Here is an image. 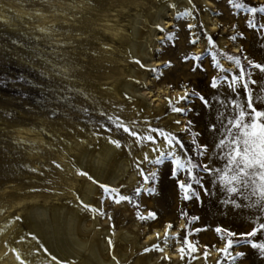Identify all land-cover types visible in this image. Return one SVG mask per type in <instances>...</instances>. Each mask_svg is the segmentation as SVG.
<instances>
[{"label": "rangeland", "instance_id": "rangeland-1", "mask_svg": "<svg viewBox=\"0 0 264 264\" xmlns=\"http://www.w3.org/2000/svg\"><path fill=\"white\" fill-rule=\"evenodd\" d=\"M125 1L127 4L124 0H0V14L10 20V23H0V46H3L0 49L3 52L0 55V170L10 175L8 182L0 183V191L9 186V192L5 195L13 194L14 202L23 199L21 206L17 204L11 208L14 202H5L7 198L4 194L0 195V203L4 202L0 204L3 205L1 211L11 213L8 223L13 225L17 220L13 217L20 218L12 229L11 238L16 241L25 259H30V263L43 264V254L39 250L36 251V244L26 232L27 227L23 221L26 212L36 204L45 205L48 214L65 206L71 210L77 205L82 209L83 239L93 241L107 232L104 236L106 241L102 243L105 248L103 255L108 262L114 264L116 260L119 264H264V257L259 256V250L253 249L245 242L247 237L239 235L241 232L250 231L254 226L248 218L250 210L233 209L222 203L225 193L210 185L207 179L203 181L204 186L212 187L216 195H206L193 181V187L200 192V199L192 197L185 200L176 183V177L171 175V160L165 157L162 163L156 164L155 157H152L149 158L151 163L143 161L144 153L150 152L153 142L135 144V138H129L128 133L123 129L117 130L116 126L107 120L108 115L119 116L125 123L137 120V125L133 127L139 132L150 131L146 125H151V128H163L166 132L172 131L175 140L184 145L180 148L174 142L173 147L176 148L177 155L185 159L191 158L194 164L206 163L203 157L196 155V145L191 141L197 139L199 144H211L215 137L209 131V122L215 121L218 109L225 111L227 115L231 105L225 103L222 106L213 101L212 106L206 108L198 97L189 96L186 101H178L176 105L186 106L189 111L174 113L168 107L165 97L175 98L182 95L186 88L195 89L205 98L219 94L225 101L231 97L243 102L245 94L242 88H237V96L231 93L226 85L222 89H213L209 82L212 76L226 75L230 79L238 74L239 69L227 59V55H239L245 65V56L258 62L264 59V28L259 27L264 24V12L248 11L251 6L259 8L264 5V0H233L232 4H229L228 0ZM50 4L57 5V8L53 10ZM70 4L74 5L76 10H72ZM84 4L88 6L85 7ZM236 4L242 6L237 8ZM193 5L196 11L189 15ZM75 6L81 7V10ZM179 7L181 10L169 18L170 25L161 23L159 17L162 14L170 13L172 9ZM37 9L43 14L37 15V12H34ZM42 15H47V18L43 19ZM73 17H86L83 19L86 23L80 25L81 29L75 31L72 37L59 36L58 33L64 31V27L69 25ZM116 19L117 22H114ZM198 20L203 22V27L188 31L187 24L196 23ZM91 21L96 22L92 24ZM249 21L257 27H249ZM100 23H106L103 24L105 27ZM157 24L160 25L159 28L156 27ZM92 25L95 28L98 26L97 29L104 32L100 30L101 32L96 34L97 30L92 28ZM108 26L111 27V32ZM134 26H137L141 34L136 36L132 33ZM41 28L48 30L41 32ZM155 28L157 32H164L163 38H157L154 34ZM241 32L244 33L243 36L240 35ZM208 35L212 36L214 45L208 44ZM232 36L236 39H230ZM13 40H19L23 45L32 47L38 45L37 52L51 61V64L33 58L35 53L32 48L13 45ZM134 44L140 47L142 57L133 55ZM86 46L90 51H85ZM9 49L12 51L9 52ZM149 53L161 64L171 61V67H161V64L148 66ZM185 55L189 57L191 64L183 59ZM20 56L29 58L31 62H25L18 58ZM213 57L222 65L221 68L213 64ZM136 60H140L145 67L141 68ZM52 65L59 66L56 71L60 75L50 71ZM155 67H160L159 73L150 70ZM41 69L49 70L51 79L49 75H42ZM64 69L67 71H63ZM253 79L260 77L254 73ZM169 84L172 85L171 88L168 87ZM62 96L69 99H61ZM128 96L133 99L129 100ZM255 106L264 107L259 103ZM82 109H87V112ZM101 112L105 115H101ZM171 115L174 118H171ZM156 117L160 119L157 120ZM90 120L103 121L108 125L107 128L96 129L103 133L99 138L90 134L93 128ZM177 120L181 121L179 125L175 123ZM189 120L192 121L193 131L200 134L198 138L181 131ZM20 127L29 130L25 131L31 139L38 136V147L33 150L26 148L27 138H18ZM108 135L122 142V146L118 148L121 150L118 151L119 164L110 177L105 180H89L77 174L76 169L80 168L76 160L81 155L84 156L83 154L95 155L98 143L107 141L105 137ZM154 135L155 145H161L163 138L156 133ZM74 136L81 137L83 142L77 143ZM58 137L72 140L75 147L69 151L67 148L61 150L56 143ZM129 139L133 142L131 150L124 146L129 143ZM138 163L145 174L156 172V178L144 181L143 177L138 175ZM217 163L222 167L224 161L217 158L213 164ZM194 173L205 175L200 173L199 168L194 169ZM178 175L185 179L187 174L181 169ZM89 184L94 188L92 192L86 189ZM100 184L117 188L123 185L120 194L128 195L131 199L117 203L112 194L99 187ZM137 187L142 189L139 194L135 192ZM149 187H154L155 192L147 191ZM36 195L39 197L34 198ZM86 195L89 197H85ZM78 196L80 199H77ZM84 204L90 207L85 208ZM95 209L102 210L104 214ZM137 211L141 216L155 211L157 216L155 219L140 220ZM181 212L185 215L181 216ZM192 216L198 219L192 220ZM169 222L173 225L171 228H168ZM181 225L186 227L181 228ZM218 226L222 228L219 233L215 231ZM225 228L237 235L228 237L223 231ZM166 230L179 233L176 237L170 236L167 244L163 238ZM156 233L162 235L157 237ZM184 234L188 235L190 244L196 249L191 255H188V245L183 244ZM229 238L239 240L240 243L232 245L226 255L218 250L225 246ZM109 239L113 241L111 246L107 243ZM251 239L258 243L264 241V232H258ZM19 242H23L25 246H19ZM152 243H159L163 252L157 249L144 252L143 249L150 247ZM181 246L186 249L183 259L179 253ZM237 252H243L244 255L231 260L229 256H235ZM164 254L171 259H162ZM113 256L116 260H113Z\"/></svg>", "mask_w": 264, "mask_h": 264}, {"label": "snow or ice", "instance_id": "snow-or-ice-1", "mask_svg": "<svg viewBox=\"0 0 264 264\" xmlns=\"http://www.w3.org/2000/svg\"><path fill=\"white\" fill-rule=\"evenodd\" d=\"M229 4L233 3V0H228ZM53 10L57 8V5L50 4L49 5ZM241 4H236L235 7H241ZM69 7H74V5H69ZM37 14H42L37 9ZM196 11L195 5L191 7L188 14L191 15ZM248 11L252 13L264 12V5H260L259 8L255 6H251L248 8ZM9 22V18L0 14V23ZM157 28L160 25H156ZM187 30L191 31L192 29H200L203 27L202 21H197L196 23L187 24ZM218 27H220L218 25ZM234 27V26H233ZM249 27L256 28L257 25L249 21ZM259 27L264 28V24L259 25ZM41 32H45L48 29L41 28L39 29ZM206 34V33H205ZM241 36L244 33H240ZM264 35V33H262ZM39 39V38H37ZM230 39L235 40L236 37L232 36ZM208 44L214 45V41L211 35L207 36ZM13 45H20L22 47H30L32 51L35 53L33 58H39L44 60L46 64H51V61H48L46 57L40 55L37 52L38 45L36 47H32L30 45H23L19 40H13ZM70 43V42H69ZM3 46H0L2 49ZM9 52L12 50L9 49ZM3 52L0 51V55ZM25 62H31L29 58L20 56L18 57ZM185 61H188L191 64V60L187 55L183 56ZM227 59L232 61L234 65L239 69L238 74L233 75L230 79L226 75H216L210 78V87L213 89H222L224 85L230 90L231 93L239 95L237 93V88L240 87L243 89L245 94V98L243 102L237 98H229L227 101L221 98L219 94H215L210 98H205L204 95L197 92L195 89L188 90L185 88L182 95H179L175 98L165 97L168 102V107L174 113H184L189 111L186 106L177 107L178 101H186L189 96L198 97L199 100L203 103L206 108H210L212 106L213 101L219 102L222 106L225 103L231 105L230 110L225 114V111L217 110L215 115V121L209 122V131L214 135V141L204 144L197 143V139H192L191 143L196 145V155L199 157H203L207 162L206 163H192L191 158H182L177 155L176 148L173 147L174 142L178 144L180 148H183V144H179V141L175 140V136L172 131H165L163 128H151V125H146L147 128L151 129L147 132H139L136 130L135 125H137V120H131L125 123L119 116L108 115L107 120L111 122V124L116 126V129H123L125 133L129 134V138H135V144H142L145 141L153 142L151 147L152 152H158L159 155L155 157V163L160 164L164 161V158L167 157L171 160V175L176 177V183L179 186V189L183 193V198L188 200L192 197L196 199H200V192L193 187V181L202 189L204 193L208 196L216 195V192L213 191L212 187H205L203 181L205 179L208 180L210 185L216 186L219 190L225 193V197L222 200V203L225 205L231 206L233 209H248L250 210L249 219L252 221L254 226L250 231L241 232L239 235L241 237H247L248 239L245 241L250 244L253 249L259 250V256L264 257V241L256 242L251 239L258 232H264V107L255 106L257 103L260 105H264V59L261 61H256L250 59L249 57H243V60L246 61V65L242 64L241 57L239 55H227ZM213 64L217 68H221L222 65L213 57ZM136 63L144 68L145 65L140 62V60H136ZM171 61H165L161 64V67H171ZM58 65H52V69L50 70L55 75H60L59 72L56 71ZM199 67V65H197ZM153 73H159L160 67H155L150 69ZM42 75H49V70L41 69ZM63 71H67L64 69ZM227 71V70H226ZM256 73L260 79H253V74ZM159 79V76L156 77ZM49 79L51 76L49 75ZM140 83V81H137ZM58 87V86H57ZM169 88L172 87L171 84L168 85ZM183 87V85H181ZM82 91V90H75ZM127 95V94H126ZM61 99H69L67 96H62ZM128 99H133L131 96H128ZM87 112V109H82ZM55 114V113H53ZM101 115H105L104 112H101ZM159 120V117H156ZM90 124L93 125L92 130L90 131L91 135L99 138L103 133L101 131H97L96 129H104L107 128L108 125L103 121H89ZM177 125L181 123V121H175ZM144 127V126H141ZM111 132V129H109ZM182 132H185L193 137L198 138L199 133L194 132L192 129V121L189 120L184 124V127L181 129ZM158 134L162 137L161 145H167V150H164L161 145H155L156 135ZM105 139L114 145L117 148L122 146V142L120 139H113L111 135L105 137ZM132 141L129 139V143L125 144V147H129L131 150ZM217 158H220L224 161L223 166H219V164H213ZM135 160V157L133 158ZM143 161L151 163L149 161V153L145 152L143 155ZM55 163V162H53ZM59 167V165H57ZM136 168L139 170L138 175L143 177L144 181H148L150 179H155L157 176L156 172H151L145 174L141 164H136ZM199 168L200 173L205 174L204 176H200L199 173H194V169ZM184 169L186 172V178L182 179L178 175L179 171ZM32 171H36V169H32ZM77 174L87 177L89 180H92V177L89 175L87 171L76 169ZM95 183H99L95 181ZM99 187L103 189L104 192L112 194L113 198L117 203L120 201H128L131 199L128 195L120 194V189L124 186L120 185L119 188L111 187L108 184H100ZM149 192H155L154 187H149L146 189ZM141 187H137L135 189L136 193H141ZM77 199H80L79 196ZM81 203H83L81 201ZM85 208L90 207L88 204L83 205ZM97 211H101V214H104L102 210L95 209ZM137 216H139L140 220H149L155 219L157 213L155 211H149L147 216H141L139 211H137ZM181 216H184L185 213L181 212ZM13 219H20L19 217H13ZM192 220L198 219L195 216L191 217ZM173 225L171 222L168 223V228H171ZM186 227L185 225H181V228ZM215 231L217 233L222 231V228L218 226ZM223 231L227 234L228 237H233L237 235L236 233L230 231L225 228ZM157 237H160L161 233L155 234ZM178 232H169L165 231L163 233L164 243H168L169 237L178 236ZM108 245L111 246L113 241L109 239L107 241ZM239 240H234L229 238L225 244V246L218 251L225 253L228 255V249L234 245L239 244ZM183 244L188 245V255H191L192 252L196 251L195 247L190 244L188 239V235H183ZM41 247H43L41 245ZM151 249H157L163 252V248L160 247L159 243H152L150 247H145L143 249L144 252H149ZM13 252L17 253V259L21 261V264H30L29 261L21 259L20 253L18 249L13 248ZM38 251V249L36 250ZM47 252V249H44ZM186 252L185 247L181 246L179 248V253L181 259L184 258V254ZM207 255V253H205ZM243 252H237L235 256H229L231 260H235L237 257L243 256ZM164 260H170L171 258L164 254L162 257ZM113 260H116V257L113 256ZM51 261H57L56 256H51ZM43 264H51L50 261L45 260ZM57 264H64L63 261H57ZM116 264H119V261L116 260Z\"/></svg>", "mask_w": 264, "mask_h": 264}, {"label": "bare ground", "instance_id": "bare-ground-1", "mask_svg": "<svg viewBox=\"0 0 264 264\" xmlns=\"http://www.w3.org/2000/svg\"><path fill=\"white\" fill-rule=\"evenodd\" d=\"M60 1V0H59ZM88 1V0H87ZM97 1V0H96ZM100 1V0H98ZM106 1V0H105ZM112 1V0H111ZM129 1V0H128ZM118 2V1H117ZM121 2V1H120ZM123 2V1H122ZM124 2H126L124 0ZM132 2V0H131ZM54 3V2H53ZM69 3V2H68ZM72 3V2H71ZM85 3V2H84ZM87 3V2H86ZM91 3V2H90ZM119 3V2H118ZM117 3V4H118ZM130 3V1H129ZM134 3V1H133ZM175 3V2H174ZM97 4V3H96ZM103 4V3H102ZM127 4V2H126ZM60 5V4H59ZM72 5V4H71ZM95 5V3H94ZM130 5V4H129ZM165 5V4H164ZM65 6V5H62ZM81 6V5H80ZM79 6V7H80ZM85 6V4H84ZM88 6V5H87ZM85 6V7H87ZM96 6V5H95ZM117 6V5H116ZM122 6V5H120ZM128 6V5H127ZM167 6V5H166ZM77 6H75L76 8ZM84 7V8H85ZM98 7V6H97ZM78 8V7H77ZM81 8V7H80ZM78 8V10L80 9ZM83 8V7H82ZM166 8V7H165ZM164 8V9H165ZM172 8V7H170ZM184 8V7H182ZM124 9V8H123ZM168 9V8H167ZM72 10H76L74 9V7H72ZM81 10V9H80ZM86 10V8L84 9ZM89 10V9H88ZM178 10H181V8L179 7L178 9H172L170 13L167 14H162L159 17V20L161 21V23L166 24V25H170L171 21L169 20V18L172 17V15L175 12H178ZM105 11V10H104ZM168 11V10H167ZM37 12V11H34ZM66 12V11H65ZM76 12V11H75ZM85 12V11H83ZM145 12V11H144ZM60 13V12H59ZM62 13V12H61ZM88 13V12H87ZM93 13V12H92ZM91 13V14H92ZM115 13V12H113ZM146 13V12H145ZM157 13V12H156ZM154 13V14H156ZM43 14V13H42ZM45 14V13H44ZM74 14V13H73ZM116 14V13H115ZM114 14V16H115ZM152 14V13H151ZM160 14V13H159ZM40 15V14H37ZM87 15V14H85ZM101 15V14H99ZM105 15V14H104ZM103 15V16H104ZM43 19L44 17L47 18V15H42ZM90 16V15H89ZM107 16V14L105 15ZM113 16V17H114ZM139 16V15H138ZM153 16V15H152ZM159 16V15H158ZM49 17V16H48ZM100 17V16H99ZM108 17V16H107ZM117 17V16H115ZM64 18V17H63ZM65 18H67V16H65ZM74 18V17H73ZM91 18V17H90ZM93 18V17H92ZM101 18V17H100ZM140 18V17H139ZM147 18V17H146ZM57 19V17H56ZM84 18H77L76 19H72L69 22L68 26L64 27V31L63 32H59L58 35L59 36H74L75 35V31L80 30L81 26L84 22L83 20ZM89 20V18H87ZM98 19L99 18H95ZM149 19V18H148ZM147 19V20H148ZM62 20V19H61ZM66 20V19H65ZM103 20V19H102ZM111 20V19H109ZM114 20V19H113ZM131 20V19H130ZM140 20V19H138ZM56 21V20H55ZM105 21V20H103ZM137 21V20H136ZM96 21H91V23L93 24ZM111 22V21H110ZM117 22V19L116 21ZM152 22V21H151ZM57 23V22H56ZM90 23V24H91ZM99 22H97L98 24ZM133 23V22H132ZM89 24V21H88ZM100 24H106V23H100ZM99 24V26H100ZM136 24V23H135ZM138 25V24H137ZM89 27V26H88ZM98 28V26H96ZM103 27H105L103 25ZM92 28L97 30L98 34V30L97 28H95V26L92 25ZM100 28V27H99ZM108 29H110L111 32V27H107ZM114 28V27H113ZM131 28V27H130ZM140 28V27H139ZM86 29V28H85ZM89 29V28H88ZM103 29V28H102ZM54 30V29H53ZM87 30V29H86ZM115 32L117 30V28L114 29ZM120 30V29H118ZM153 30V28H152ZM82 31H83V27H82ZM104 32V30H101ZM100 31V32H101ZM106 31V30H105ZM96 32V31H95ZM108 32V31H107ZM106 32V33H107ZM114 33V31H112ZM127 32V31H126ZM120 33V32H119ZM132 33L134 35H138L139 29L137 28V26H134L132 29ZM146 33V32H145ZM163 31H159L157 32V28L154 29V34H156L158 39L163 38ZM79 34H82L81 32H79ZM85 34V33H84ZM100 34V33H99ZM116 34V33H115ZM131 34V33H130ZM141 34V33H140ZM103 35V34H102ZM128 35V34H127ZM153 35V34H152ZM80 36V35H79ZM105 36V35H104ZM133 36V35H132ZM151 36V34H150ZM85 37V36H84ZM91 38V37H90ZM94 38V37H93ZM156 38V37H155ZM156 38V39H157ZM114 39V38H113ZM96 40H98L96 38ZM95 40V41H96ZM102 40V39H101ZM147 41V40H146ZM97 42V41H96ZM222 42H224V40H222ZM138 44V43H137ZM144 44V43H143ZM157 44V43H154ZM103 48V47H102ZM85 51L87 52L88 50L90 51L89 47L86 46ZM130 49V48H129ZM143 50V49H142ZM149 50V49H148ZM105 51V50H104ZM140 47H138L137 45L134 44V46L132 47V53L133 55H135L136 57L140 58L142 57L141 53H140ZM97 52V51H96ZM144 52V51H143ZM151 52V51H150ZM201 52V51H200ZM102 53V52H101ZM104 53V52H103ZM98 54V53H95ZM88 55V54H87ZM99 55V54H98ZM146 55V54H145ZM85 56V55H84ZM90 56V55H89ZM94 56V55H93ZM96 56V55H95ZM101 56V55H100ZM147 56V55H146ZM145 57V56H144ZM148 59L147 61H149L148 66H150L151 64L153 65H159L161 64V62L158 60H154L152 53L148 54ZM93 58V57H92ZM97 58V57H96ZM101 58V57H100ZM115 59V58H114ZM78 60V59H77ZM102 61V59H101ZM110 61V60H109ZM142 61V60H141ZM146 61V63H147ZM99 62V61H98ZM144 62V61H143ZM135 63V62H134ZM106 65V64H104ZM109 66V64H108ZM111 66V65H110ZM152 66V65H151ZM96 68V67H95ZM100 68V67H99ZM71 69V68H70ZM108 71V70H107ZM113 71V70H112ZM146 72V71H145ZM95 73V72H94ZM97 73V72H96ZM88 74V73H86ZM134 74V73H133ZM136 74V73H135ZM103 76V75H102ZM110 77V76H109ZM108 78V77H107ZM100 80V79H99ZM103 81V80H102ZM125 83V82H124ZM116 84V83H115ZM117 85V84H116ZM132 85V84H131ZM123 86V85H122ZM130 86V85H129ZM128 86V87H129ZM127 87V86H126ZM134 87V86H133ZM132 87V88H133ZM106 88V87H105ZM117 88V87H116ZM122 88V87H121ZM131 88V87H130ZM137 88V87H136ZM110 89V88H109ZM113 89V88H111ZM115 89V88H114ZM129 89V88H128ZM117 90V89H116ZM135 90V89H134ZM112 91V90H111ZM126 92V90H124ZM138 91V90H137ZM112 92H115L114 90ZM116 93V92H115ZM133 93V92H132ZM137 93V92H136ZM138 94V93H137ZM129 95V94H128ZM142 95V94H141ZM140 95V96H141ZM153 96V95H152ZM111 97V96H110ZM144 97V96H143ZM157 97V96H156ZM111 99V98H110ZM157 99V98H155ZM145 103V102H144ZM146 105V104H145ZM144 105V106H145ZM151 106V105H150ZM147 107V106H145ZM153 107V106H152ZM155 108V107H153ZM147 111V109H146ZM171 118L173 117L172 115L170 116ZM177 117V116H175ZM174 118V117H173ZM177 128V127H176ZM175 128V129H176ZM29 131L28 129L24 128V127H20L18 133V138L24 140V138H27L28 143L26 144V148L33 150L35 147H38L37 141L36 139L38 138V136L34 137L33 139H31L30 136H28L26 131ZM72 131V129H71ZM76 131V130H75ZM82 131V130H81ZM39 133V132H37ZM73 133V132H72ZM86 134H88L86 132ZM27 135V136H25ZM76 135V133H75ZM85 135V134H83ZM65 136V135H63ZM81 136V134L79 135ZM75 137V136H74ZM92 138V137H91ZM74 140V138H72ZM76 142L80 143L81 137H75ZM89 139V138H88ZM84 140V139H83ZM40 141V140H39ZM56 143L58 148H61V150H65V148L69 150L73 149L74 146V142H71L70 140L66 139V138H60L58 137L56 139ZM103 141V140H102ZM98 143V151L95 155L91 156L90 154H83L84 156L81 155V157L76 160L77 156L75 157L76 159V163L78 165V167L81 170L87 171L89 173V175L94 178V179H99V180H105L108 179L110 177V175L112 174V171L115 169V167H117V165L119 164V155H118V151L119 150L117 147H115L114 145H112L111 143H109L108 141H103V142ZM83 142V141H82ZM76 144V143H75ZM83 145V144H82ZM88 146V145H87ZM85 146V147H87ZM161 147L166 150L167 149V145H161ZM88 148V147H87ZM86 148V149H87ZM149 149V148H148ZM89 150V148H88ZM45 151V150H44ZM150 151V152H149ZM149 158L152 157H156L157 155H159L158 152H152L151 150H149ZM74 152V151H72ZM89 152V151H87ZM62 153V152H61ZM65 153V152H64ZM62 153V154H64ZM84 153V152H83ZM90 153V152H89ZM93 153V152H92ZM69 154V153H68ZM141 155V154H140ZM65 156V155H64ZM129 162V160H127ZM64 162V161H63ZM124 162V161H123ZM126 163V161H125ZM60 165V164H59ZM66 165V164H65ZM124 165V163H123ZM64 167V166H61ZM122 168V167H121ZM122 170V169H121ZM120 170V171H121ZM127 171V170H126ZM125 171V172H126ZM62 172V171H61ZM124 172V170H123ZM60 173V172H59ZM64 173V172H63ZM119 175V174H118ZM121 175V174H120ZM124 175V174H123ZM117 176V175H116ZM133 176V175H132ZM122 177V176H121ZM136 177V176H133ZM135 179V178H134ZM8 180H10V175L9 173L5 172L4 170H0V183L1 184H5L6 182H8ZM85 185V184H84ZM90 185V184H89ZM88 186V185H87ZM95 187V186H94ZM10 187L9 186H5L1 191H0V195L4 194L5 198H7L5 200L6 201H11L10 203H13V198L14 195L13 194H8L5 195V193L9 192ZM88 190V192H92L93 191V187L90 185L86 188ZM85 189V190H86ZM91 194V193H90ZM89 195V193H88ZM39 195H36L34 198H38ZM83 197V196H82ZM85 197H89V196H85ZM33 198V197H32ZM84 198V197H83ZM82 199V198H81ZM23 199H19L16 200V202H14L11 205V208L18 204V206H21V202ZM83 200V199H82ZM13 201V202H12ZM87 201V200H86ZM28 202V201H27ZM4 203V202H3ZM0 203V204H3ZM9 204V203H8ZM66 205V204H63ZM61 205V206H63ZM45 206V205H44ZM42 205H33L28 212H26L25 218H23V221L25 223V226L27 227V234L30 237V239L34 242V244H36L37 249L43 254L44 260L50 261L51 264H57V261H63L64 264H114L113 262H108L104 255H103V250L105 248H103L102 243H104V241H106V237L105 234L107 235V232L102 233V235L100 237H98L97 239L91 241L88 239H83V235L84 232L82 231V219H81V213H82V209L79 206H74V209L68 210L65 206V208H60V209H55L53 212H51V214H48L49 211H47V208H45ZM48 207V206H47ZM3 208V205L0 206V264H21V261L17 259V253L13 252L12 249H18L19 253V247L16 244V241L14 239L11 238V234H12V229L14 226H16L15 224L17 223L18 220H16L14 222V224H10L8 223L9 220V216L11 215L10 212H8L7 214L3 211H1V209ZM14 208V207H13ZM55 208V206H54ZM174 208V207H173ZM49 209V208H48ZM28 210V209H27ZM50 210V209H49ZM86 223V222H85ZM86 231V230H85ZM88 231V230H87ZM18 232V231H17ZM162 235V234H161ZM90 236V235H89ZM151 238V237H149ZM153 238V237H152ZM154 240V239H153ZM152 241V240H151ZM29 245V244H28ZM41 245L43 247H41ZM19 246L24 247V243L23 242H19ZM23 249V248H22ZM44 249H47L48 251L45 252ZM26 250V249H24ZM38 253V252H37ZM21 259L26 260V261H30V259H25V256H22V253L20 254ZM51 256H56L57 257V261H51ZM30 264H38V263H30Z\"/></svg>", "mask_w": 264, "mask_h": 264}]
</instances>
